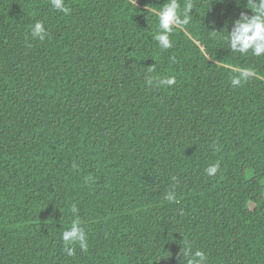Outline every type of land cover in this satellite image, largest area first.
<instances>
[{
    "label": "trees",
    "instance_id": "1",
    "mask_svg": "<svg viewBox=\"0 0 264 264\" xmlns=\"http://www.w3.org/2000/svg\"><path fill=\"white\" fill-rule=\"evenodd\" d=\"M166 2L0 0V264H264V55L226 39L251 10L191 0L162 51Z\"/></svg>",
    "mask_w": 264,
    "mask_h": 264
},
{
    "label": "clouds",
    "instance_id": "2",
    "mask_svg": "<svg viewBox=\"0 0 264 264\" xmlns=\"http://www.w3.org/2000/svg\"><path fill=\"white\" fill-rule=\"evenodd\" d=\"M136 5V0H133ZM237 5H240V0H236ZM52 7L56 10L69 14L71 9L66 7L64 0H51ZM247 9L251 10V15L246 11H241L238 18H236L228 32L227 42L228 47L232 52L247 54L251 52L255 56L264 55V0H247L245 5ZM193 4L191 0L183 5L181 11V4L178 0H167L159 11L156 13L158 18V32L155 36L160 49L168 50L173 47V41L170 39L171 35L176 29L184 30V26L189 24ZM33 38H38L43 41L47 38L48 32L42 22H36L31 29ZM219 31H213L218 33ZM238 74L231 78L232 87H240L244 82L251 78L255 73L251 69L241 68L235 69ZM151 77L147 78L149 85L153 84ZM175 77H168L158 81L159 85L172 86L175 84ZM219 165H210L205 171L207 175L213 176L217 173ZM166 199H175L174 193L166 194ZM73 215L78 213V209L73 205L70 209ZM62 240L64 242V251L67 255L72 256L74 249L70 245L78 244L81 250H87L88 237L83 227L78 223H73L70 229L62 232ZM184 257L187 259V264H207V256L201 250H196L194 253L190 247L184 250Z\"/></svg>",
    "mask_w": 264,
    "mask_h": 264
},
{
    "label": "rangeland",
    "instance_id": "3",
    "mask_svg": "<svg viewBox=\"0 0 264 264\" xmlns=\"http://www.w3.org/2000/svg\"><path fill=\"white\" fill-rule=\"evenodd\" d=\"M263 184H264V182H263ZM249 206H250V208H252L253 207V204L252 203H249Z\"/></svg>",
    "mask_w": 264,
    "mask_h": 264
}]
</instances>
